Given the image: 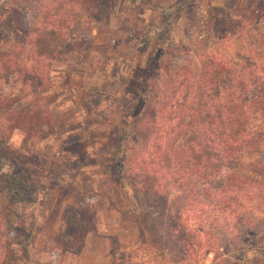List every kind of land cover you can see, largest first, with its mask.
<instances>
[{"label": "rangeland", "instance_id": "1", "mask_svg": "<svg viewBox=\"0 0 264 264\" xmlns=\"http://www.w3.org/2000/svg\"><path fill=\"white\" fill-rule=\"evenodd\" d=\"M88 8L90 30L60 56L54 53L48 69H31L29 60L31 83L23 94L22 83L2 67L25 28L34 26V12L12 32L0 28V151L7 174L28 181L19 217L0 234L12 244L0 251V262L92 264L85 260L99 244L92 229L106 228L113 238L110 264H264V251H250L260 245L254 234L264 236V216L257 219L255 212L250 223L242 217L230 218L227 227L202 224L213 251L182 258L174 240L164 236L168 247L158 250L131 219L149 208L131 157L145 143V116L163 81L184 68L197 71L206 55L227 54L236 62L251 50L261 62L264 0H101L98 10L92 1ZM92 88L109 99L92 97ZM21 96L23 109L11 103ZM34 108L42 116L40 125L38 118L31 121L37 128L31 138L26 122Z\"/></svg>", "mask_w": 264, "mask_h": 264}, {"label": "trees", "instance_id": "2", "mask_svg": "<svg viewBox=\"0 0 264 264\" xmlns=\"http://www.w3.org/2000/svg\"><path fill=\"white\" fill-rule=\"evenodd\" d=\"M90 1L92 9L98 10L101 0L2 2L0 13L6 17L0 14L3 30H16L22 20L26 22L29 10L36 20L33 27L25 26L26 35L17 42L18 50L11 48L4 56L2 70L22 83L20 94L31 83L29 60L35 63L31 69H48L54 53L60 56L69 41L78 40L90 30ZM14 13L21 18L15 20ZM237 57L240 59L234 62V57L227 54L206 55L196 64L197 71L184 68L168 76L156 93V102L151 105L154 109L146 113L141 152L131 157L138 185L144 187L138 189L146 193L149 207L131 219L158 244V250L168 247L164 236L174 240L181 258L213 251L212 244L203 238L202 224L215 228L228 222L227 227L231 225L230 218L233 221L243 217L250 223L251 213L255 212L257 219L264 216V160L246 158L247 154L264 157V58L257 61L251 50ZM92 97L109 99L96 88H92ZM22 99L23 96L11 103ZM40 102L39 99L37 103ZM17 105L23 109L21 103ZM30 113L32 117L26 124H30L32 138L37 128L31 121L38 118L40 125L42 115L35 116V108ZM114 152L118 155L121 150ZM6 165L0 151V234L19 217V203L28 184L20 175L7 174ZM117 166L121 170L120 159ZM254 202L256 207H252ZM254 235L260 245L250 247V251L263 252L264 236ZM3 239L0 238L2 255L12 246Z\"/></svg>", "mask_w": 264, "mask_h": 264}, {"label": "crops", "instance_id": "3", "mask_svg": "<svg viewBox=\"0 0 264 264\" xmlns=\"http://www.w3.org/2000/svg\"><path fill=\"white\" fill-rule=\"evenodd\" d=\"M94 200H99V199L97 198ZM110 212L112 211H107V213L109 214ZM93 218H97V217L93 215ZM105 229L106 228H104L103 230L100 229L102 232L96 231V229H92V240L96 239L98 240L99 243L98 245L93 246L92 251L90 252V254H88V256L85 259V260L92 259V264H110V261L112 260L113 238H112V234L109 233L110 229L108 230ZM89 235H91V233H89ZM120 236L121 235H118V238ZM87 244H89V242ZM119 251H121V248L119 249Z\"/></svg>", "mask_w": 264, "mask_h": 264}]
</instances>
